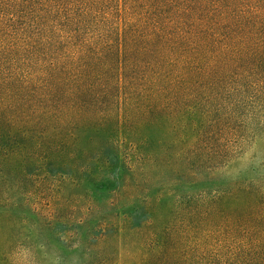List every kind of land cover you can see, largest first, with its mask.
Listing matches in <instances>:
<instances>
[{
  "label": "trees",
  "instance_id": "obj_1",
  "mask_svg": "<svg viewBox=\"0 0 264 264\" xmlns=\"http://www.w3.org/2000/svg\"><path fill=\"white\" fill-rule=\"evenodd\" d=\"M156 129L191 174L264 139V0H0V178L10 159L26 177L60 169L81 140L105 185L110 156H153ZM209 194L187 198L183 225L96 224L77 264H264V177ZM10 211L0 264L57 261Z\"/></svg>",
  "mask_w": 264,
  "mask_h": 264
},
{
  "label": "rangeland",
  "instance_id": "obj_2",
  "mask_svg": "<svg viewBox=\"0 0 264 264\" xmlns=\"http://www.w3.org/2000/svg\"><path fill=\"white\" fill-rule=\"evenodd\" d=\"M157 130L149 143L153 156L130 152L126 148V154L117 162L109 157L116 169L104 176L109 179L105 185L96 182L90 185L94 175L87 162L93 152L89 148L85 150L81 140H77L75 147L82 148V153L59 155V159L66 163L60 169L55 165L48 171L26 177L17 172V161L10 159L7 174L0 178V214L15 208L18 214H12L13 218L20 217L25 223L19 236L26 234L25 229L29 226L31 235L45 244L43 250L59 258L57 261L42 258L43 264H77L87 248V241L99 235V231L93 228L98 223L110 221L112 226L106 231L110 237H114V227L122 216L134 220L126 227L135 225V221H141L146 215L153 216L154 229L162 228L173 218L174 224L183 225L187 220L185 207L189 196L195 197L202 192L211 195L213 191H225L251 176L264 177L263 138L217 173L191 174L184 170L182 161L176 156L181 144H169L166 133ZM109 150L107 154L111 155L112 149ZM108 186V191H99V188ZM3 218H0V243L10 235L8 220ZM47 225L55 229H47ZM33 227H38L36 232ZM128 232L132 235L130 230ZM51 237L62 239L63 249ZM75 239L81 245L73 246Z\"/></svg>",
  "mask_w": 264,
  "mask_h": 264
}]
</instances>
